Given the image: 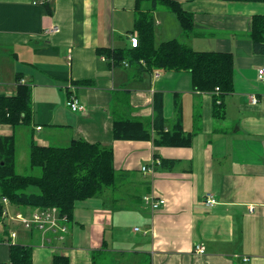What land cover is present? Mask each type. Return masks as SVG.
I'll return each instance as SVG.
<instances>
[{"label": "crops", "instance_id": "crops-1", "mask_svg": "<svg viewBox=\"0 0 264 264\" xmlns=\"http://www.w3.org/2000/svg\"><path fill=\"white\" fill-rule=\"evenodd\" d=\"M177 1L192 15L195 32L187 35L177 16H171L172 26L161 27V19L157 24L159 11L172 13L159 4L153 10L157 42L177 39L196 50L234 54V90L218 100L221 112L217 88L196 90L189 71H165L169 74L156 81V70L114 65L99 53L130 46V35L139 37L132 32L138 8L150 9L152 0H0V93L15 95L21 77L31 86L33 110L30 125L0 124V135L14 134L17 149L22 132L30 150L32 141L66 146L74 139L114 150L116 184L76 204L84 212L69 220L64 242L28 231L34 264H53L56 254L68 256L70 264H93L95 254L98 264H264V81L258 78L264 54L255 52L252 39L253 18L264 15V1ZM53 26L60 30L48 33ZM184 75L187 85L179 87ZM83 80L92 83H79ZM71 94L83 110L67 105ZM157 95H163L164 129L181 115L185 132L194 133L190 146L156 144ZM120 118L143 122L152 138L115 139L113 125ZM158 158L175 163L163 166ZM147 164L154 170L143 171ZM209 193L218 200L213 207L204 205ZM146 195L165 203L153 209ZM126 206L136 215L130 231L142 236L107 238L117 207ZM10 221V234L16 232L10 238L21 242ZM197 243L205 245L204 254L195 251ZM9 256V244H1L0 264Z\"/></svg>", "mask_w": 264, "mask_h": 264}, {"label": "trees", "instance_id": "trees-1", "mask_svg": "<svg viewBox=\"0 0 264 264\" xmlns=\"http://www.w3.org/2000/svg\"><path fill=\"white\" fill-rule=\"evenodd\" d=\"M153 6L148 10L138 8L132 32L138 31L139 44L125 48H100L99 53L106 55L114 65L127 62L145 70L189 71L192 74L193 86L198 91L214 92L216 112H221L223 102L220 97L234 90L235 56L231 52L215 50H196L177 39L157 42L153 10L159 4L167 6L177 16L183 31L187 35L195 32L192 15L177 0H152ZM264 1V0H234ZM49 12L54 11L52 3L47 2ZM140 6V4H139ZM252 39L254 50L264 54V15L253 18ZM142 60L145 62H142ZM17 93L6 95L0 93V124L12 127L30 125L32 122V91L29 84L16 78ZM90 84V80L80 81ZM219 97V98H218ZM155 128L159 137L158 145L190 146L193 132H185L182 116L168 131L165 127L163 95L155 97ZM115 139L149 140L151 132L141 121L116 119L113 125ZM159 159V158H158ZM163 166H172L175 160L163 158ZM30 165L39 169V174H20L17 171V139L13 135H0V214L9 202L28 212L29 209L56 206L63 214L73 218L76 204L100 194L105 188L117 182L112 146L85 139H74L69 145H39L32 141ZM30 187L39 191L29 192ZM0 229V240L9 244L8 264H34L33 247L22 242H13L9 227L3 221ZM8 233V234H7ZM7 234V235H6ZM95 254L93 264H98ZM53 264H70L68 256L56 254Z\"/></svg>", "mask_w": 264, "mask_h": 264}, {"label": "built area", "instance_id": "built-area-1", "mask_svg": "<svg viewBox=\"0 0 264 264\" xmlns=\"http://www.w3.org/2000/svg\"><path fill=\"white\" fill-rule=\"evenodd\" d=\"M60 28L58 26H53L52 28H49L47 31L48 33L58 32ZM130 41L133 46H137L139 44V38L137 35H130ZM127 65V62H125ZM155 78L161 77V72L159 70H156L154 72ZM258 78L261 81H264V66L258 68ZM219 88H217V91ZM252 102L256 103L258 101L257 97L252 96L251 97ZM67 105L73 110V111H81L84 109V106L81 104V101L77 97L76 94H71L67 101ZM40 128V127H39ZM157 164H161L160 160L158 159L156 161ZM154 170V164L149 166H143V171H152ZM145 201L153 208H159L165 203V200L162 198H157L154 195H146L144 197ZM4 201H8L7 198L4 199ZM218 203V200L215 198V196L211 193L207 194L204 205L206 207H213ZM253 210V206L250 207ZM9 217L14 218L18 220L21 225L24 226L27 230H38L42 232L45 235V241H50L52 239H57L59 242H63L66 238L67 233L69 232V217L66 214H63L60 209L56 206L48 207V208H36L32 212L26 214L24 212H15L11 213L8 212L7 209H4L3 215L0 216V225L2 224V218ZM136 230H139V228H136ZM12 238L16 237V232H12L10 234ZM2 244V241L0 240V245ZM195 251L204 254L206 252V247L203 243H197L195 245ZM8 264V263H3Z\"/></svg>", "mask_w": 264, "mask_h": 264}, {"label": "rangeland", "instance_id": "rangeland-1", "mask_svg": "<svg viewBox=\"0 0 264 264\" xmlns=\"http://www.w3.org/2000/svg\"><path fill=\"white\" fill-rule=\"evenodd\" d=\"M170 14L171 15H168V14L166 15V13L162 14V12L159 11V18L156 17L157 24H159V22H160L158 19H161V23H162L161 27L165 26V24H170L172 26L173 21L171 19V16H174V18H175L176 15L173 12L170 13ZM175 20L176 21H174V22L179 24L177 19H175ZM157 24H156V30H157V28L159 29V25H157ZM156 32L158 34V38L157 39L160 40V35H159L160 31H156ZM159 71L161 72V74L163 76H167L169 74V72H165V71H161V70H159ZM147 74L150 77V74L148 72H147ZM160 79L157 78L156 81H159ZM150 83H151V79H150ZM183 85H187L186 75H184L183 80L178 84L179 87L183 86ZM23 128L24 129H28L26 126H24ZM36 134L40 136L41 132H36ZM29 153H30L29 139L26 140L24 135H22V132H21V134L19 133V141H18V149H17V171H18V173H21V174H39L40 173L39 169L32 168L31 165H30V155H29ZM107 188H110V187H107ZM28 191L29 192L39 191V188L38 187H30L28 189ZM108 191L109 190H107L106 192H108ZM108 196H109L108 194H105L101 198L104 201H106L108 199ZM5 203H6L5 209H7L8 212L10 211L12 214L15 213V212H19V210L12 211L13 209H16L18 207L12 205L9 202V200L7 202L5 201ZM80 211L84 212V209H77V210L75 209L74 213L77 214ZM3 212H2V214H0V216L3 215ZM20 212H23V211H20ZM24 213L28 214L30 212H24ZM115 217H116L115 218L116 221L114 223L115 224V228H114L113 231H112V229L110 230V232L107 234V238H110L112 240V238L115 237L117 240L129 241L132 237H140V236H142V232L135 233L134 231L132 232V230L130 231L131 227L137 224V222L135 220L136 215L132 211V209L127 208V206H126L125 209L119 210V207H117V210L115 211ZM10 219L11 218H9V217H4V218H2V223L4 224L3 221L6 222L7 220H10ZM74 221H75L74 222V228H75L77 220L74 219ZM13 222H15V223H13ZM125 223H127V224H125ZM3 224L0 225V229L3 226ZM8 224L15 225V229L21 233V235L19 236L18 240H20L23 243L27 242L28 244L31 245L32 238L30 236V232H28V231L33 232V231H38V230H27V229L24 228L23 225H21V223L18 220L14 219V218H12L11 221ZM2 229H3V227H2ZM15 229H13V230H15ZM79 237H82L81 239L83 241L85 240L84 236H79ZM70 244H72V241H70Z\"/></svg>", "mask_w": 264, "mask_h": 264}]
</instances>
